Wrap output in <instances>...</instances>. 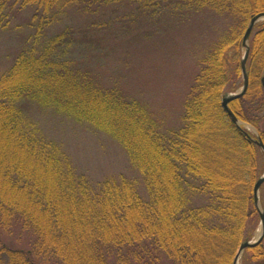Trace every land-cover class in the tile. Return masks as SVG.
<instances>
[{
  "label": "trees",
  "instance_id": "16d2710c",
  "mask_svg": "<svg viewBox=\"0 0 264 264\" xmlns=\"http://www.w3.org/2000/svg\"><path fill=\"white\" fill-rule=\"evenodd\" d=\"M261 11L264 0H0V36L20 33L0 66V264H232L260 228L264 151L221 100L243 84L242 39ZM202 15L226 27L201 58L180 125L164 126L101 68L119 35L136 39L139 17ZM247 69L248 89L230 106L264 141V20ZM33 105L110 134L140 175L79 172L30 117ZM241 260L264 264V238Z\"/></svg>",
  "mask_w": 264,
  "mask_h": 264
},
{
  "label": "rangeland",
  "instance_id": "374dc122",
  "mask_svg": "<svg viewBox=\"0 0 264 264\" xmlns=\"http://www.w3.org/2000/svg\"><path fill=\"white\" fill-rule=\"evenodd\" d=\"M34 8L23 9L20 15L33 13ZM77 20L82 21L83 18ZM67 22L71 23L70 17L52 24L50 32H56ZM176 23L170 19L154 22L139 17L132 25L139 30L134 33L136 39L130 41L127 38L131 36L119 35L117 50L111 52L104 60V68H101L102 74L118 79L124 91L140 100L148 113L164 126L180 125L179 117L186 94L200 68L201 58L226 27L218 25L215 15ZM18 37L20 33L15 37L8 34L0 36V66L2 57L19 43L14 40ZM240 80L236 79V84ZM28 112L47 137L61 144L79 172L91 175L96 180L110 175H140L130 168L127 153L110 134L88 123L59 115L52 109L33 105ZM244 126L254 136L260 135L255 126ZM261 130L264 131V123ZM259 229L256 227L251 240H254Z\"/></svg>",
  "mask_w": 264,
  "mask_h": 264
},
{
  "label": "water",
  "instance_id": "95a60500",
  "mask_svg": "<svg viewBox=\"0 0 264 264\" xmlns=\"http://www.w3.org/2000/svg\"><path fill=\"white\" fill-rule=\"evenodd\" d=\"M264 20V11L258 12L254 14L249 22V25L244 33L243 39H242V45L244 47V54L241 59V71H242V76H243V84L235 92H229L225 93L222 96V106L224 110L226 111L227 115L229 118L235 123L236 126L242 127L245 122L240 120V118L234 113L230 106V102L242 97L249 85V74H248V69H247V61L249 57V52H250V36L253 31V28L255 24L259 21ZM263 82V87H264V77L262 78ZM243 123V124H242ZM256 143L261 147V149L264 151V141L262 140L261 136L258 134L257 138L254 139ZM264 183V172L258 177L256 180L254 187H253V193H254V204L256 209L259 212L260 215V229L254 240H245L241 243L239 246L236 254L234 255L233 262L232 264H240V258L244 251L249 248V247H255L258 244H260L264 238V208L262 207L261 201H260V188L262 184Z\"/></svg>",
  "mask_w": 264,
  "mask_h": 264
}]
</instances>
